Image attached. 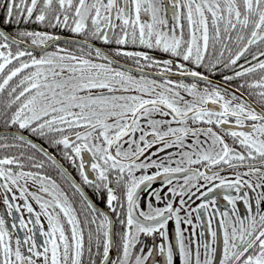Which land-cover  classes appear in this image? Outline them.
I'll return each mask as SVG.
<instances>
[{"label":"snow or ice","instance_id":"1","mask_svg":"<svg viewBox=\"0 0 264 264\" xmlns=\"http://www.w3.org/2000/svg\"><path fill=\"white\" fill-rule=\"evenodd\" d=\"M0 13V264H264V0H0ZM57 29L83 39L61 47ZM221 187L236 193L225 208L190 206Z\"/></svg>","mask_w":264,"mask_h":264},{"label":"flooded vegetation","instance_id":"2","mask_svg":"<svg viewBox=\"0 0 264 264\" xmlns=\"http://www.w3.org/2000/svg\"><path fill=\"white\" fill-rule=\"evenodd\" d=\"M3 27H4V24H3V13H0V28H3ZM29 27L30 28H34V27H37V26H35V25H29ZM7 30L10 31L11 29L9 28ZM40 30H46V29H43L41 27ZM49 31H53V30H49ZM54 31H55V34H57V35H59L61 37V42H60V46L61 47H68V48H73L74 47L73 45L64 44L63 41L65 39H71V40H81V39H83V37L75 36L74 34H72L69 31H66V30L57 29V30H54ZM93 43H95L97 46H101L102 47V45L98 41H93ZM49 50H53V49H49ZM153 55L160 56L162 59L167 58L166 56H163L159 52H155V53H153ZM121 62L124 63V61H121ZM145 71L148 72V71H151V70L150 69H145ZM212 78L214 80H217V81H219L221 79L219 75H217L215 77H212ZM0 131H2V129H0ZM25 135L27 136V133H25ZM31 138L33 140H35L37 143L42 144L45 148H47L48 151H49V153L52 154L55 157V160H56L57 164H59L63 169H66L67 172L78 183L81 182L80 177H79V175L77 173V170L75 168H73L72 165L67 160H65L56 149L50 148L42 140H38L35 137H31ZM241 170L243 171V169H241ZM45 171L47 172V174H49V175L53 176V178L57 179V182L58 183L63 184V180L59 177L58 170L55 168V166H52L51 164H49V163L46 162ZM221 174L222 175H226V176L230 175L228 172H223ZM201 183H204V182L201 181ZM214 183L218 184L219 181H215ZM152 187L153 188H160L161 187V184H160L159 181L158 182H154L153 185H152ZM85 191L88 193L89 197L93 199V201L97 204L98 207H100V208H103L104 207L103 203L96 196L93 195V193H92V191L90 189L85 188ZM165 191H166V189H165ZM193 191H195V189ZM201 191H207V188L201 189ZM248 191H249V194L250 195H255L254 193H251L250 190H248ZM226 194L236 195V193H235L234 190H229V189H225V188H222V187L221 188H213V191L211 193H209L207 197H201V199H199V200L196 199L195 197H193L192 200L189 201V204H190V206L192 208H195L198 204L201 203L202 200H205V199H207V200L215 199L218 202L219 207L221 209H223V208H225L227 206V202L223 199L224 195H226ZM186 199H187V197H186ZM157 206H163V205H157ZM237 206H238V209L240 210V212L242 214L246 211V209L244 208V205H243V201L242 200L237 201ZM4 214H6V208L3 205V203H2V197H0V215H4ZM23 215H24V218L25 219L28 218V214L26 212H24ZM197 215H200L201 216V220L200 221H197L196 220V216ZM8 219H9V223H11V218H8ZM192 219H193V223L198 225L197 228H196L197 238H199V233L201 231H203V232H205L206 238L208 240H211L210 235H208V233H207V220H208V217L203 212V210H201L199 213H193L192 214ZM213 226L216 227L217 225L214 223ZM182 227H187V226L182 225ZM168 228H169V236H170L171 239H173V242H174V235H175L174 222H170ZM117 230H119V227L118 226H117ZM17 234L18 235H21V236L23 235V233H15L14 234V238H15V235H17ZM145 239H147L148 242L151 243V238H145ZM156 242L157 243L160 242L159 236H157ZM215 246L217 247V249L222 254V233H220L218 235L217 243H216Z\"/></svg>","mask_w":264,"mask_h":264}]
</instances>
